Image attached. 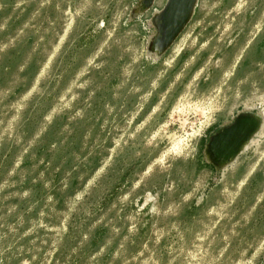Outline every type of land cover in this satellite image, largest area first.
<instances>
[{
	"label": "rangeland",
	"instance_id": "374dc122",
	"mask_svg": "<svg viewBox=\"0 0 264 264\" xmlns=\"http://www.w3.org/2000/svg\"><path fill=\"white\" fill-rule=\"evenodd\" d=\"M162 10L0 0V264H264V0Z\"/></svg>",
	"mask_w": 264,
	"mask_h": 264
},
{
	"label": "water",
	"instance_id": "95a60500",
	"mask_svg": "<svg viewBox=\"0 0 264 264\" xmlns=\"http://www.w3.org/2000/svg\"><path fill=\"white\" fill-rule=\"evenodd\" d=\"M153 2L154 0H142L143 8L145 10L149 9L152 7ZM196 2L197 0H168L163 11L158 13L156 17L155 23L158 33L153 42L154 50L162 53L170 48L191 20ZM241 119L215 138L214 143H218V140L224 141L225 144L230 143L236 134V128L241 125V122L243 123ZM211 150L219 159L218 148L212 146Z\"/></svg>",
	"mask_w": 264,
	"mask_h": 264
},
{
	"label": "bare ground",
	"instance_id": "6f19581e",
	"mask_svg": "<svg viewBox=\"0 0 264 264\" xmlns=\"http://www.w3.org/2000/svg\"><path fill=\"white\" fill-rule=\"evenodd\" d=\"M159 8L161 10L163 8L160 0H159V2L157 0H154L152 7H150V10L151 9L155 10V9H159ZM241 120H243V123L241 122V125L236 128V130H235L236 134L234 135V137L232 138L230 143L225 144L224 141L218 140L219 141L218 143H221L222 146L224 147L220 151L223 155H225L223 158L224 161H227L228 159H230L229 156L235 155V153L237 151V147L239 146L240 143H242L241 144L242 150L245 149V147H247L249 145V142L251 140L249 138H251V135H253V134H249L248 129L245 128V126L247 125L245 120L244 119H241ZM250 127H251V125H250ZM250 131H251V128H250ZM235 142H236V144H235ZM218 143H215V144H218ZM226 149H228V150L226 151Z\"/></svg>",
	"mask_w": 264,
	"mask_h": 264
},
{
	"label": "flooded vegetation",
	"instance_id": "af4514ba",
	"mask_svg": "<svg viewBox=\"0 0 264 264\" xmlns=\"http://www.w3.org/2000/svg\"><path fill=\"white\" fill-rule=\"evenodd\" d=\"M251 124L249 123V124H247V126L245 127V128H247L248 129V127L250 126ZM235 144H236V142H235ZM236 146V145H235Z\"/></svg>",
	"mask_w": 264,
	"mask_h": 264
}]
</instances>
